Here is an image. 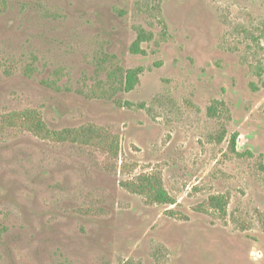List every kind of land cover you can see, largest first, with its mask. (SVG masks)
Returning <instances> with one entry per match:
<instances>
[{
  "label": "rangeland",
  "instance_id": "obj_1",
  "mask_svg": "<svg viewBox=\"0 0 264 264\" xmlns=\"http://www.w3.org/2000/svg\"><path fill=\"white\" fill-rule=\"evenodd\" d=\"M27 110L118 157L6 123ZM0 264H264V0H0Z\"/></svg>",
  "mask_w": 264,
  "mask_h": 264
},
{
  "label": "trees",
  "instance_id": "obj_2",
  "mask_svg": "<svg viewBox=\"0 0 264 264\" xmlns=\"http://www.w3.org/2000/svg\"><path fill=\"white\" fill-rule=\"evenodd\" d=\"M149 38L142 33L132 46V51L141 53V44ZM141 69L117 71L111 76L119 81L115 89L132 91L138 81ZM211 113H216L217 108L211 107ZM6 123L11 127H20L37 136L40 139L52 142H81L87 145H93L113 158L118 157V146L114 138L104 129L94 125H86L80 129L64 130L61 132L53 131L44 121L41 114L35 111H24L14 113L6 118ZM123 186L129 192L145 197L150 203L158 205H175L173 197L165 190L162 179L153 174H143L123 183ZM208 205L222 214L226 213L228 202L222 197L216 196L209 199Z\"/></svg>",
  "mask_w": 264,
  "mask_h": 264
}]
</instances>
